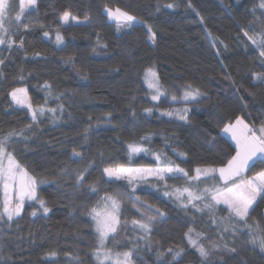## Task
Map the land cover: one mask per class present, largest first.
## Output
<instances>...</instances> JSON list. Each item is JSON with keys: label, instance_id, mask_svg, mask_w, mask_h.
Instances as JSON below:
<instances>
[{"label": "trees", "instance_id": "16d2710c", "mask_svg": "<svg viewBox=\"0 0 264 264\" xmlns=\"http://www.w3.org/2000/svg\"><path fill=\"white\" fill-rule=\"evenodd\" d=\"M14 3L18 10L19 0ZM169 3L177 6L165 7ZM259 4L260 0H37L25 12L23 23L32 27L27 31L13 27L14 39L19 44L23 37V46L14 45L12 50L0 46V58L5 60L0 65V137L31 123L27 108L14 104L8 95L14 87H25L34 107L47 97V107L62 106L63 111L54 117L46 113L26 141L13 138L7 146L42 182L38 193L50 211L34 216L36 203L26 204L13 221L5 217L0 222V264H97V236L88 211L105 194L117 196L123 209L120 230L110 236L107 248L113 252L135 248L133 264H158V250L169 264H264V251L258 243H249V228L237 223L235 235L223 231L226 211H216L213 224L207 211L185 209L163 194L165 184L169 190L183 187V179L150 178L133 192L126 181L105 183L102 175L108 166H156L152 153H163L189 172L198 166L218 167L235 154L234 145L221 134L224 123L239 116L256 128L264 124V79L254 78L264 76V57L242 31H264V9ZM104 5L127 11L137 22L117 31L115 22L102 14ZM64 11L84 23L63 26ZM44 31L49 32L47 37ZM57 32L63 37L60 45ZM148 68H154L167 92L159 101L151 100L145 85ZM45 83L51 85L50 96ZM188 85L199 89V99L182 101ZM182 106H187V121L162 114ZM145 108H152L151 114ZM213 137L215 142H210ZM136 142L149 153L129 161L127 145ZM73 150L81 153L78 162L70 159ZM86 168L85 185L77 188V173ZM261 168L264 165H257L246 174ZM92 183L96 193L87 187ZM129 196L164 213L153 221L150 237L138 245L139 233L132 231L131 220L139 213ZM247 224L255 236L264 237V200L258 198ZM189 227L204 234L205 247L213 242L219 246L207 262L188 245ZM224 245L236 251H227ZM169 248L182 255L173 261ZM53 251L57 255L49 257Z\"/></svg>", "mask_w": 264, "mask_h": 264}, {"label": "snow or ice", "instance_id": "6c2138e0", "mask_svg": "<svg viewBox=\"0 0 264 264\" xmlns=\"http://www.w3.org/2000/svg\"><path fill=\"white\" fill-rule=\"evenodd\" d=\"M37 0H19L18 10L14 0H0V46H6L8 50H12L13 46H23V37L20 43L17 44L14 39L13 27L19 29L23 28L25 31L32 27L29 24L23 23L26 9L29 7L34 8ZM177 5L169 3L165 5L167 8H174ZM188 7H191L189 2ZM259 7L264 9V0H260ZM194 10V9H193ZM13 12L15 15L13 16ZM107 16L109 21H114L117 31L122 27L131 28L137 22V18L127 11L117 7L110 8L104 5L103 13ZM197 15H199L197 13ZM87 19V17H85ZM61 24L67 25L72 21L79 23L80 21L76 16H73L69 11H64L60 16ZM40 27H44L40 25ZM243 35L247 40L260 50V55L264 57V31L259 33L252 32L251 30H244ZM149 39L155 40L152 34L151 27L148 28ZM44 36H48L49 32L44 31ZM63 43V37L57 32L56 44ZM99 43V38H98ZM5 60L0 58V65H3ZM3 73L0 72V76ZM144 82L150 90V98L152 101H159L161 96L167 95L165 89L162 88L159 77L157 76L154 68H148L144 73ZM255 79H264V76H256ZM19 79L23 80L21 75ZM43 87L47 90L48 95L51 93V85L45 83ZM11 101L20 106L27 108L28 113L31 115V123L26 125L20 131L13 130L4 136L0 137V188L3 191V201L0 205V222L7 218L8 222L13 221L14 217H18L24 207L25 201H33L39 204L45 215L50 211L47 203L42 199L38 193V181L31 176L28 171L19 163L15 154L7 150V146L13 142L21 140L26 141L29 136L28 133L32 131V126L40 121L46 113H55L63 111L62 106L58 108L47 107V97H45L44 104L33 106L28 91L25 87H14L8 93ZM201 93L199 89H193L188 85L184 90L181 99L184 101L196 100ZM172 100H177L176 95H172ZM146 113L151 114L152 108H145ZM188 109L178 110L175 113L165 112L163 115H176L179 120L187 121ZM221 132L231 138L235 144V154L227 158L225 163L219 167H196L191 172L185 170L179 165L175 164L172 160L163 155V153H152L153 159L156 161V166H141L131 167L124 165L108 166L103 169L102 175L107 177L105 183L110 181H126L127 185L135 192L136 187L150 178L154 181H167L169 179H183L185 185L183 187H173L168 189L167 184L164 186V195L173 198L179 206L187 209L189 206L196 209L198 212L207 211L213 217V224L216 223V211H226L227 216L221 218V223L224 224L223 231H233L235 235V227L237 223H242L244 227L249 228L248 235L251 237L249 243L260 247L264 251V237H258L253 234L251 226L247 224V220L253 210V206L257 203L258 198L264 200V168L255 172L254 175L248 176L246 173L251 171L257 165H264V124L259 128L251 126L241 117H236L235 121L224 123ZM142 140L147 137H142ZM215 142V137L212 141ZM129 161L140 153H149V149L144 147L142 143H129L127 145ZM178 156L185 157V153H177ZM81 157V153L73 150L70 159L78 162L76 158ZM88 169L79 171L76 176L77 188L83 187L87 179ZM219 177V183L213 184L210 187L199 188L200 183H206L207 179L213 180ZM202 178H204L202 180ZM195 185V187H194ZM88 189L92 193L98 191L95 183L88 184ZM132 207L139 213L138 218L131 220L132 231L139 234L136 237L137 245L139 241L145 240L150 237L152 231L153 221L162 218L164 213L159 209H153L151 206H145L139 197L133 199L132 196L128 197ZM223 206L220 208L219 206ZM122 203L117 196L105 194L98 201L97 205L89 209L88 215L91 218L94 226V231L97 236V248L94 250V258L97 264H133L135 255V248H130L123 252H113L112 249L107 248L106 241L110 236H113L120 230L122 224ZM32 215H36L34 211ZM127 221L124 220L123 224L127 226ZM258 230V229H257ZM204 237L202 232H196L194 227H189L185 232V239L188 245L193 248L201 258L202 262H207L212 252L218 250L219 246L213 242L211 247H205L201 243ZM150 246V245H149ZM225 249L230 252L236 251L234 247L228 248L224 245ZM172 254V260L175 261L182 255V251H175L171 248L167 250ZM56 252L48 253L49 257H55ZM163 251L158 250V264H169L165 259Z\"/></svg>", "mask_w": 264, "mask_h": 264}, {"label": "rangeland", "instance_id": "374dc122", "mask_svg": "<svg viewBox=\"0 0 264 264\" xmlns=\"http://www.w3.org/2000/svg\"><path fill=\"white\" fill-rule=\"evenodd\" d=\"M30 8L31 7H29L28 9H26V11H29L30 10ZM80 21V20H79ZM110 22H114V21H110ZM84 23V21H80L79 23H77V22H75V21H72V22H70L69 24H67V25H63V26H68V25H78V24H83ZM197 99H199V96L196 98V100ZM182 101H184L183 99H182ZM190 101H195V100H190ZM190 101H184V102H190ZM184 108H187V106H182V107H180V108H177V109H174V113L176 112V111H178V110H183ZM221 134L225 137V138H227L233 145H234V147H235V144H234V142L231 140V138L229 137V136H227L226 134H224V133H222L221 132ZM204 167H212V166H204ZM219 167V166H218ZM106 179H107V177H105ZM204 178H202V180H203ZM217 180V182L219 183V177L217 176L216 177V179L215 180H213V179H211V178H209V179H207V181H206V183H201V189H203L204 187H210L211 185H213V184H215L214 183V181H216ZM38 181H40V180H38ZM42 183V182H41ZM38 186H40V184H38ZM2 201H3V191H2V188H0V205H2ZM31 203H36V202H33V201H25V203H24V205H26V204H31ZM36 205H37V209H36V214H39V213H43V210L40 208V206H39V204L38 203H36ZM221 207H223L222 205H221ZM44 214V213H43ZM15 218V217H14ZM110 238V237H109ZM107 242V241H106Z\"/></svg>", "mask_w": 264, "mask_h": 264}]
</instances>
